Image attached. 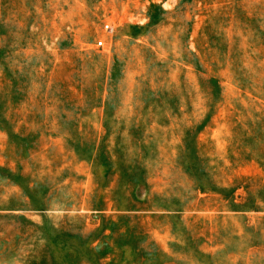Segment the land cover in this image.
Instances as JSON below:
<instances>
[{
	"label": "rangeland",
	"instance_id": "obj_1",
	"mask_svg": "<svg viewBox=\"0 0 264 264\" xmlns=\"http://www.w3.org/2000/svg\"><path fill=\"white\" fill-rule=\"evenodd\" d=\"M0 264H264V0H0Z\"/></svg>",
	"mask_w": 264,
	"mask_h": 264
},
{
	"label": "built area",
	"instance_id": "obj_2",
	"mask_svg": "<svg viewBox=\"0 0 264 264\" xmlns=\"http://www.w3.org/2000/svg\"><path fill=\"white\" fill-rule=\"evenodd\" d=\"M107 28H109V27L107 26ZM98 46H99V47H102V46H103V43L100 42V43L98 44Z\"/></svg>",
	"mask_w": 264,
	"mask_h": 264
}]
</instances>
